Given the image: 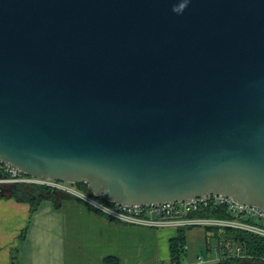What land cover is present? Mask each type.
Here are the masks:
<instances>
[{"label": "water", "instance_id": "1", "mask_svg": "<svg viewBox=\"0 0 264 264\" xmlns=\"http://www.w3.org/2000/svg\"><path fill=\"white\" fill-rule=\"evenodd\" d=\"M0 163L264 210V0H0Z\"/></svg>", "mask_w": 264, "mask_h": 264}, {"label": "crops", "instance_id": "2", "mask_svg": "<svg viewBox=\"0 0 264 264\" xmlns=\"http://www.w3.org/2000/svg\"><path fill=\"white\" fill-rule=\"evenodd\" d=\"M191 226L195 227L186 226L179 264H193L194 257L214 264L228 253L221 250V231ZM183 227L126 224L72 200L58 208L42 201L31 212L28 202L0 196V264H103L105 258H114L117 264L167 262L171 260L170 240ZM193 238L203 239L207 260L201 247H191Z\"/></svg>", "mask_w": 264, "mask_h": 264}, {"label": "built area", "instance_id": "3", "mask_svg": "<svg viewBox=\"0 0 264 264\" xmlns=\"http://www.w3.org/2000/svg\"><path fill=\"white\" fill-rule=\"evenodd\" d=\"M0 171L7 174V178L0 179V184L22 183L36 184L56 188L66 192L79 199L82 204L92 210L103 214L104 216L117 220L122 223L150 227H162L168 224L177 226H206L217 227L222 232L224 228H234L247 231L249 233L264 237V210L254 206L240 205L226 196H208L196 199H190L184 202L166 203L157 206H118L108 207L93 197L81 193L68 184L55 181H45L30 178L0 163ZM224 207L227 212L234 216L233 220L189 218L193 213H199L204 210ZM245 220V221H241ZM221 250L228 254L240 255V249L230 247L229 243L224 242ZM157 264H173L170 260L167 262H158ZM193 264H204L201 257H198ZM264 264V259L262 260Z\"/></svg>", "mask_w": 264, "mask_h": 264}, {"label": "trees", "instance_id": "4", "mask_svg": "<svg viewBox=\"0 0 264 264\" xmlns=\"http://www.w3.org/2000/svg\"><path fill=\"white\" fill-rule=\"evenodd\" d=\"M0 173L2 175V179L8 177L6 173L2 171H0ZM68 185L81 193H85L87 196L95 198L100 203L108 207H114L113 204L104 201L102 198L94 196L84 183ZM0 196H7L15 198L17 201L28 202L31 206V212H33L37 205L42 201H51L56 208L60 207L63 202L68 200L82 203L74 196L61 190L58 191L56 188L45 186V184L36 185L31 183L22 184L17 182L11 184H0ZM189 218H207L219 220L235 219L234 216L230 215L224 207L193 213L189 215ZM191 227L195 226H190L189 228ZM204 228L207 230H214L216 233L220 231L217 227ZM186 230V226L183 228H178L176 237L170 240V261L173 264L180 263L181 254L183 253L184 247L186 245ZM221 238L223 239V243L224 241H230L233 243L234 247L239 248L241 253L239 256H236L235 254L230 255L228 253L223 254V258L214 264H262V260L264 259V237H260L240 229L224 228L221 233ZM103 264H117V261L114 258H105L103 260Z\"/></svg>", "mask_w": 264, "mask_h": 264}, {"label": "rangeland", "instance_id": "5", "mask_svg": "<svg viewBox=\"0 0 264 264\" xmlns=\"http://www.w3.org/2000/svg\"><path fill=\"white\" fill-rule=\"evenodd\" d=\"M196 238H193V239H191L190 241H191V243H190V245H191V247L193 248V246L195 247V245H196V248H198V247H201L202 248V253L204 254V256H205V260H207V252H206V248H205V246H204V241H202L203 239H197L196 241H194ZM193 240V241H192ZM214 244V243H213ZM197 258H195L194 257V259H192V261H195ZM214 259V258H213ZM186 264H189V263H186ZM245 264V263H244Z\"/></svg>", "mask_w": 264, "mask_h": 264}]
</instances>
